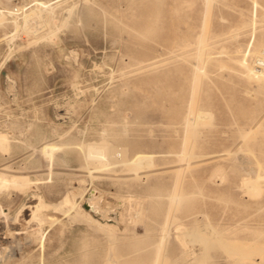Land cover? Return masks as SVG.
Wrapping results in <instances>:
<instances>
[{
  "label": "rangeland",
  "instance_id": "rangeland-1",
  "mask_svg": "<svg viewBox=\"0 0 264 264\" xmlns=\"http://www.w3.org/2000/svg\"><path fill=\"white\" fill-rule=\"evenodd\" d=\"M259 49L264 0H0V171L23 174L0 187V264H264V83L242 64Z\"/></svg>",
  "mask_w": 264,
  "mask_h": 264
},
{
  "label": "bare ground",
  "instance_id": "bare-ground-1",
  "mask_svg": "<svg viewBox=\"0 0 264 264\" xmlns=\"http://www.w3.org/2000/svg\"><path fill=\"white\" fill-rule=\"evenodd\" d=\"M24 5V4H23ZM28 16V15H27ZM208 16V15H207ZM206 24V23H205ZM25 25H26V23H25ZM208 24H206V26H207ZM26 29L28 30V32H29V37H28V40L26 41V42H28V44L27 45H29L30 43H32V41H33V37H34V35L38 32V29H39V27H36L35 26V29L32 27V24L31 25H29V26H26ZM204 34V33H203ZM16 35V34H15ZM203 40V42H204V39L205 38H202ZM206 41V40H205ZM200 45V44H199ZM206 46H204V48H205ZM201 50V49H200ZM199 50V51H200ZM205 50V49H204ZM202 52H204L203 51V49L201 50ZM200 51V54L202 53ZM263 51H264V49H263ZM259 52H261L260 51V49H259ZM204 54V53H203ZM257 60H256V64L258 65V62H259V67H256V68H252V69H250V66L248 65V63L247 62H245V61H243V66L247 69V71H248V73H249V76L251 77V78H253V79H256V80H258V81H261V82H263L264 83V52H261V53H257ZM201 57H202V54H201ZM210 58V57H209ZM201 60V59H200ZM202 62V61H201ZM202 66H203V64H202ZM198 67V66H197ZM202 68H200V70H201ZM202 73V72H201ZM198 77V76H197ZM201 78V77H200ZM197 104V103H196ZM195 104V105H196ZM192 106V105H191ZM192 108V107H191ZM192 111V110H191ZM10 135H8L7 134V132H3V131H0V147L1 148H3V149H5V150H7V149H9V139H10V137H9ZM11 140V139H10ZM13 140V139H12ZM8 147V148H7ZM61 146L59 145V144H47V145H45L44 147H43V151H44V153H47V154H49V153H54V151L56 150V149H58V148H60ZM5 152V151H4ZM7 152V151H6ZM23 177V174H19V173H17V174H9V173H7L6 171H0V187H5V186H7V185H13V186H16L17 188L20 186V184L18 183V180L19 179H21ZM242 183H243V186L246 188V189H248V190H251L253 193H255V195H256V193H259V183H258V179H255V178H252V177H244L243 178V181H242ZM240 187H242L241 185H240ZM5 188H7V187H5ZM242 189V188H241ZM244 189V188H243ZM64 202H67V204H68V206L70 207V209L73 207V196H72V194H71V192H68L67 194H65V196L63 197V199H62ZM23 202V201H22ZM102 202H103V195H102V192H100V190H97V189H95V188H92L91 190H90V192H89V196H88V201H87V206H88V209L89 210H92V211H94V212H98L99 211V209H102L104 206L102 205ZM24 204V203H23ZM23 204H21L22 206H23ZM45 205H47V206H49L50 204L49 203H45ZM36 207H35V209H31V212L28 214L30 217H29V219L27 220V221H30V220H36L37 222V224L39 223V224H42L43 222H45L46 220H48V217H46V214H44L41 210H42V207L44 206L43 205V203H42V201H40L38 204H36L35 205ZM24 207H27V206H24ZM9 210V209H8ZM89 210H86V212L90 215V217L93 219V220H96V221H100V220H98L97 218H95L91 213H90V211ZM19 211V210H18ZM17 211V212H18ZM24 211V209H23V207H22V210H21V212H23ZM11 213V212H10ZM24 213V212H23ZM8 214V211H6V209L4 208V206L0 203V219H1V217H5L6 215ZM18 214V213H17ZM21 215H22V213H20ZM3 215V216H2ZM14 215V214H13ZM136 215V214H135ZM15 217V216H14ZM18 217H19V215H17L16 217H15V219L17 220L18 219ZM24 218V217H23ZM7 219V218H6ZM5 220V219H4ZM24 220V219H23ZM8 221V220H7ZM25 221V220H24ZM11 222H13V220H11ZM13 224V223H12ZM28 224V223H27ZM30 224V223H29ZM103 224V227H107V226H110L109 224H111V223H109V222H105V223H102ZM35 225V224H34ZM7 226V225H6ZM33 225H31V227H32ZM39 226V225H38ZM42 226V225H41ZM35 227V226H34ZM34 227H32V228H34ZM103 227H101V228H98V230L100 229H102V230H104V228ZM105 227V228H106ZM177 229L179 230L178 231V235L177 236H179V234L180 233H182V232H184L185 230H186V227H185V225L183 224V223H181V224H178L177 226ZM28 228V227H27ZM39 228H40V226H39ZM42 228V227H41ZM40 228V229H41ZM206 228V229H205ZM21 229V228H20ZM26 229V228H25ZM29 230L31 229L30 227L28 228ZM40 229H37L36 231H35V234H36V238H38V241L40 242V244H41V246H43L44 245V235H45V233H44V230H40ZM204 229L205 230H207L206 232H207V234H212V235H214V236H212V237H215V238H217V240H219V241H221L222 243H224L225 245H233V246H235L236 248H240V249H243L244 251H247V252H249L250 251V253L252 254H255L256 255V252L258 251L257 250V248L258 249H260L259 248V246L258 247H255V244L254 245H251V244H249V243H237V241L235 242V241H227V240H222L221 239V235L219 234V232L217 231V230H215L214 229V227H211L210 228V230L208 229V227L206 226V227H204ZM106 230H108L107 228H106ZM105 230V233L107 232L108 234H109V232H111L110 230H108V231H106ZM205 230H202V231H205ZM19 232H20V230H18ZM18 231H16V233H18L19 234V232ZM24 231V230H23ZM25 231H27V234H28V232H30V231H28V230H25ZM22 232V231H21ZM8 233V232H7ZM22 233H24V232H22ZM106 233V234H107ZM205 233V232H204ZM4 234V233H3ZM207 234H203V236L204 237H206V235ZM6 236H7V234H5ZM29 235H31L30 233H29ZM110 235V234H109ZM33 236H34V234H33ZM110 238H113L112 237V235H110L109 236ZM108 237V238H109ZM5 238H7V237H5L4 236V239ZM23 238H24V236H23ZM34 238V237H33ZM109 238V239H110ZM185 238V237H184ZM214 238V239H215ZM26 239H27V237H26ZM216 240V239H215ZM21 241V240H20ZM26 240H24V242H25ZM31 241V240H30ZM110 241V243H111V241L113 242L114 241V239L113 240H109ZM181 242V241H180ZM218 242V241H217ZM18 243V242H17ZM16 243V244H17ZM22 243V242H21ZM28 243H30V242H28ZM110 243H109V245H110ZM220 243V242H219ZM228 243V244H227ZM12 244V243H11ZM10 244V245H11ZM113 244V243H112ZM112 244L110 245L111 247H112ZM221 244V243H220ZM3 245V244H2ZM7 245H8V243H7ZM23 245V244H22ZM161 245V244H160ZM258 245V244H257ZM9 246V245H8ZM12 246H14V243L12 244ZM109 246V249H112L111 247ZM10 247V246H9ZM11 248V247H10ZM14 248H16V247H14ZM21 249V246H18V250H20ZM227 249V248H226ZM254 249H256L257 251H253ZM7 250H9V249H7V247L6 246H1V242H0V262H1V260H6V258H10V256H12L13 254H15V252L13 251V253H11L12 252V250H11V252L10 251H8L9 252V254H7L8 252H7ZM189 250V249H188ZM228 250H229V248H228ZM231 250V249H230ZM229 250V251H230ZM232 250H233V248H232ZM231 250V251H232ZM237 250V249H236ZM251 250L253 251V252H251ZM262 250V249H261ZM259 250L260 252H262V251H264V250ZM17 251V250H16ZM132 251L133 250H129L128 251V254H130V253H132ZM234 251V250H233ZM243 251V252H244ZM112 252H114V251H108L107 252V254L108 255H106L107 256V258H106V262H105V264H132V263H134V262H128V261H126V260H123V261H121V262H118V260H117V258H116V256L114 255V253H112ZM236 252H238V251H236ZM240 252V251H239ZM242 251H241V253H243ZM246 252V253H247ZM235 253V252H234ZM233 253V254H234ZM241 253H240V255H241ZM246 253H243L244 255L246 254ZM249 253V254H250ZM258 253V252H257ZM228 254V253H227ZM239 254V253H238ZM242 254V255H243ZM229 255V254H228ZM239 255V256H240ZM241 257V256H240ZM244 258V257H243ZM246 258V257H245ZM254 258V257H253ZM264 258V257H263ZM252 259V258H251ZM253 261V260H252Z\"/></svg>",
  "mask_w": 264,
  "mask_h": 264
},
{
  "label": "built area",
  "instance_id": "built-area-1",
  "mask_svg": "<svg viewBox=\"0 0 264 264\" xmlns=\"http://www.w3.org/2000/svg\"><path fill=\"white\" fill-rule=\"evenodd\" d=\"M16 37L19 41L23 42V41H27L28 37H29V32L27 30H21L19 32H17Z\"/></svg>",
  "mask_w": 264,
  "mask_h": 264
},
{
  "label": "water",
  "instance_id": "water-1",
  "mask_svg": "<svg viewBox=\"0 0 264 264\" xmlns=\"http://www.w3.org/2000/svg\"><path fill=\"white\" fill-rule=\"evenodd\" d=\"M88 207V206H87Z\"/></svg>",
  "mask_w": 264,
  "mask_h": 264
}]
</instances>
